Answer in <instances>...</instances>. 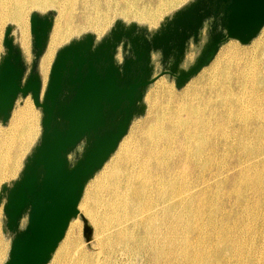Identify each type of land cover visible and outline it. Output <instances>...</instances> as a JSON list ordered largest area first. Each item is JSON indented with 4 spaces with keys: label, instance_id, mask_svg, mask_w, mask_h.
I'll return each mask as SVG.
<instances>
[{
    "label": "bare ground",
    "instance_id": "bare-ground-1",
    "mask_svg": "<svg viewBox=\"0 0 264 264\" xmlns=\"http://www.w3.org/2000/svg\"><path fill=\"white\" fill-rule=\"evenodd\" d=\"M186 1L0 0V59L11 25L29 68L30 16L55 13L38 63L41 101L56 54L72 38L88 32L100 40L115 18L154 30ZM263 42L264 27L249 48L226 43L180 92L155 81L161 93L147 90L145 115L136 119L143 120L86 186L49 264H264ZM39 119L27 96L0 125V185L16 175ZM3 221L2 203L0 264L11 243ZM82 221L92 228L87 244Z\"/></svg>",
    "mask_w": 264,
    "mask_h": 264
},
{
    "label": "water",
    "instance_id": "water-1",
    "mask_svg": "<svg viewBox=\"0 0 264 264\" xmlns=\"http://www.w3.org/2000/svg\"><path fill=\"white\" fill-rule=\"evenodd\" d=\"M54 18L53 11L30 16L29 68L14 43L13 27L4 31L0 125L7 126L19 98L31 96L41 111V132L18 178L0 189L2 232L11 238L3 264H49L78 217L86 186L132 123L145 115L149 87L168 77L180 91L227 42L249 45L264 27V0H192L154 30L117 20L100 40L86 33L58 50L40 101L38 63ZM191 43L199 53L184 68ZM154 55L161 67L157 75ZM83 234L89 242L92 229L86 221Z\"/></svg>",
    "mask_w": 264,
    "mask_h": 264
},
{
    "label": "rangeland",
    "instance_id": "rangeland-1",
    "mask_svg": "<svg viewBox=\"0 0 264 264\" xmlns=\"http://www.w3.org/2000/svg\"><path fill=\"white\" fill-rule=\"evenodd\" d=\"M190 1H192V0H187V1H186L185 3H183L180 7L175 8V9H173V10L167 12V13L164 15L163 19H164L165 17H169L172 13H174L175 11H177L178 9H180L181 7H183L184 5H186L187 3H189ZM163 19L160 21V23L163 21ZM117 20H121V21H123L124 23H129V22H130V21H124V20L121 19V18H115V19H114V22L111 24V26L109 27L108 30H110V29L113 27L114 23H115ZM134 22H135V21H134ZM131 23H132V22H131ZM135 23H137L138 25H144L143 23H138V22H135ZM158 27H159V25H158L155 29H157ZM86 33H88V32H85V33L81 34L80 36H82V35H84V34H86ZM80 36H75L74 38H72V40H73V39H77V38H79ZM204 40H205V35H204V37H203V42H204ZM230 43L236 44V45H237L238 47H240V48H249V47L252 45V43H250V44L247 45V46H242V45H241L240 43H238L237 41H231V42H229V43H227V44H230ZM227 44L223 45V46L221 47V49L224 48L225 46H227ZM200 45H201V44H200ZM261 49H262V51H261L262 69L264 70V42L262 43ZM198 53H199V47H197V46H195L193 43H191V44H190L189 52H188L187 55H186V60H185L184 63H183V67H184V68H187L188 65H190V64L194 61V59H195V57L198 55ZM119 55H120V57H121V54H119ZM121 60H122V58H120V61H121ZM153 60H154L155 65H156V74H155V75H157V72H158L159 70H161V67H160V64L157 62V56H156V55L153 56ZM162 78H163V80L166 82V84H168V85H172V86H173V90H174L175 92H180V91L176 90V88H175V86H174V82H173V81H170L168 77H162ZM156 84H157V83L155 82L152 86H150V88H149V90H148V93H151V92L156 93V94H157V92H158V94L161 93V91L156 87ZM153 89H154V90H153ZM146 102H147V103H146ZM144 103L146 104V106H148V100H147V98H146V100H144ZM142 120H143V119H140V120H138V121L136 120V121L134 122V124H138V123L141 122ZM38 128H39V129H38V135H37V137L35 138V140H34V142L32 143V145L30 146V148L28 149V151H27V152L24 154V156L22 157V160L20 161V165H19V168H18V170H17L16 175H15L14 177L8 178L7 180L3 181V182L1 183V185H3V184H9L10 182H12V181H14L15 179L18 178V175H19V173L21 172V170H22V168H23V162H24L26 156L30 153V150H31L32 147L36 144L38 138L40 137V132H41L40 119H39V122H38ZM19 169H20V170H19ZM1 185H0V186H1ZM82 223L84 224L83 221H82ZM83 228H84V225L82 226L81 234H80V236H79L80 241H81L83 244H87V243L92 242L93 237H91V239H90L89 242H86V240H85V238H84V234H83ZM91 229H92V228H91ZM1 234H2V226H1ZM2 236H3V234H2ZM92 236H93V234H92ZM8 250H9V246H8V249H7V253H8ZM5 259H7V257H5ZM5 259H4V261H5ZM4 261H3V262H4Z\"/></svg>",
    "mask_w": 264,
    "mask_h": 264
}]
</instances>
